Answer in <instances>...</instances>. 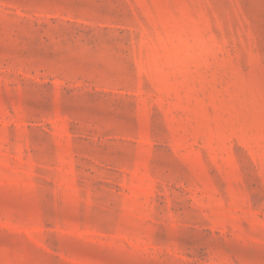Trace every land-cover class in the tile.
I'll return each mask as SVG.
<instances>
[{
	"label": "rangeland",
	"instance_id": "1",
	"mask_svg": "<svg viewBox=\"0 0 264 264\" xmlns=\"http://www.w3.org/2000/svg\"><path fill=\"white\" fill-rule=\"evenodd\" d=\"M0 264H264V0H0Z\"/></svg>",
	"mask_w": 264,
	"mask_h": 264
}]
</instances>
